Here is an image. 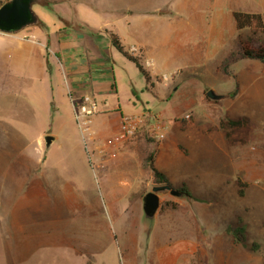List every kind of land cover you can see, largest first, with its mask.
<instances>
[{"label":"rangeland","instance_id":"374dc122","mask_svg":"<svg viewBox=\"0 0 264 264\" xmlns=\"http://www.w3.org/2000/svg\"><path fill=\"white\" fill-rule=\"evenodd\" d=\"M81 1L36 3L33 11L45 24L61 26L65 14L75 21L95 13ZM143 1L150 16L139 34L147 48L135 57L154 58L159 71H149L152 81L157 85L167 76L172 89L163 91L159 83L153 90L136 65L116 52L117 93L105 112L92 117L91 128L98 139L113 131L120 113L149 122L161 117L165 139L149 143L155 167L175 188L185 184L198 201L188 208L187 199L162 197L155 234L154 224L146 234L139 207L154 183L135 175H141L140 153L123 145L126 169L103 170L100 162L108 156L98 149L104 143L85 141L74 110L73 122L58 114L63 101L57 93L55 99L42 91L30 96L0 83V264H264V64L241 59L230 67L231 77L218 72L239 40L252 37L237 28L234 14H262L260 0ZM166 1L183 4L182 15L174 6L167 13ZM172 23L180 29L193 23L194 29L160 44L155 32ZM27 31L38 28L18 33ZM254 46H264V36ZM209 90L229 98L210 101ZM241 116L256 123L255 140L229 145L221 121ZM48 136L56 140L50 148L41 145ZM234 137L251 136L241 131ZM104 171L113 179L133 173V187L119 193L115 183H105ZM231 226L246 228L249 248L233 245L225 232ZM192 231L194 243L188 244ZM253 244L257 251L250 250ZM192 246L194 256L185 255Z\"/></svg>","mask_w":264,"mask_h":264},{"label":"crops","instance_id":"0c3cea01","mask_svg":"<svg viewBox=\"0 0 264 264\" xmlns=\"http://www.w3.org/2000/svg\"><path fill=\"white\" fill-rule=\"evenodd\" d=\"M8 1L10 0H3L4 3ZM47 1L54 3L57 0ZM259 2L261 9H263L262 14H264V0H260ZM38 3H41V0ZM80 3H83V6L93 10L95 13L88 14L87 17L77 15L75 21H69V15L65 14V18H61V22H64L61 26H57L56 24L51 26L39 20L42 25L39 23L35 25L38 28V32L27 31L24 34H6L0 32V83H9L14 93L25 92L30 96L42 91V95L46 94L48 97L51 95V98L55 99V93H57L63 101V109H58L57 112L60 115H62V112L69 114L70 122H73L72 110H74L76 115L77 108L86 97H90L97 103L99 110L97 115L102 114L108 109L110 98L113 97V94L117 93L115 67L117 66V62L121 60L116 55V52L119 51L113 46L111 37L116 36L125 51H130L133 46L138 47L140 51H144L147 45L139 32L144 31L145 22H148L145 18L150 16L146 12H143L145 6L143 0H84ZM173 6L177 7L176 10L180 12L176 15H182L184 7L180 2L166 1L165 7L168 9L166 12L169 13V10H172L171 7ZM159 9L157 7L154 8L152 13H158ZM186 14L191 16L192 19L194 18V15L190 13L187 12ZM162 20L167 19L162 18ZM193 29V23L182 24L181 29L178 24H168L165 30L155 32L158 35V38L155 40L161 44L168 40L169 37L175 36L177 42L178 36L184 34L185 30L189 33ZM148 45L153 46V44ZM147 60L152 62V67H145V62L141 59L144 70L148 73L152 71L158 75L159 65L154 58L148 57ZM2 72L8 74L10 77L4 80V76L1 75ZM159 83L163 86V91L171 90L174 84L170 83L169 79L168 81L162 79V82L159 80ZM159 83L157 82L156 85L151 79L150 84L153 90H155ZM226 96L229 98V95ZM126 116L128 115L120 113V115L115 117L117 124L110 134H100L98 139H96L97 132L91 128L85 136L82 134L83 138L88 143H95L97 141L104 143V147L98 149L100 156H104V153L108 156L100 162V167L103 170L105 167H111L113 170L119 171L125 170L126 161L120 156V149L123 145L133 147L140 153L142 164L141 175H135L143 176L148 182L153 181L150 171H148L144 164L150 154L149 143L161 141L150 138L146 132L147 130H142L135 137L128 140L112 142L120 129L123 117ZM158 118L161 120V117ZM180 127L182 130H185L188 128V125ZM54 141L56 140L54 139ZM45 143H41V145L44 146ZM156 163L157 158L155 159V165ZM127 175L128 178L125 179H113L107 172H103L105 183L108 186L111 183H115L117 187L116 191L119 193L125 192V188L128 186L133 187V173ZM144 196L141 198V205L139 207L142 213H144ZM194 201H198V198L195 196L194 199H188L187 207L191 208L192 204L190 202L194 203ZM191 214L192 216L194 215L193 211H191ZM142 217L143 214H141ZM155 218L156 221L153 223ZM155 218L152 221L147 220L148 224L144 223V232L146 234H149L148 229L153 227L154 224V231L151 236L155 234V228L159 222L156 216ZM188 223L190 225V221ZM227 236L230 237L228 234ZM202 238L206 242L204 237ZM187 240L188 244L194 243V231H192V237L188 236ZM153 243H156L155 239ZM233 245L237 246L234 243ZM192 249L193 246L190 253L186 249L187 253L185 255L192 254L193 257L194 253Z\"/></svg>","mask_w":264,"mask_h":264},{"label":"trees","instance_id":"16d2710c","mask_svg":"<svg viewBox=\"0 0 264 264\" xmlns=\"http://www.w3.org/2000/svg\"><path fill=\"white\" fill-rule=\"evenodd\" d=\"M41 3L44 5H49V1L41 0ZM4 2L0 1V8L4 5ZM234 20L236 22V26L239 30L248 29L252 33V37L249 41L244 42L239 40L238 44L234 52H232L218 68V72L221 74L231 77L232 73L230 71V67L237 61L241 59H250V60H258L264 64V46L256 47L254 46V41L257 36L264 35V14H249V13H242L237 12L234 14ZM40 25L42 23L38 22ZM112 44L120 53H122L129 61L133 62L136 67L140 70V72L144 75L148 83L151 82V76L148 72H146L141 64V59L131 55L128 52H125L124 48L121 46L119 39L116 36L111 37ZM239 88V87H238ZM183 126L188 125V122H180ZM257 126L254 121H252L248 117H237L231 118L227 117L219 126V129L224 133L225 139L229 145H235L238 143H251L255 139L253 137V133L256 130ZM147 129L145 128L144 131ZM214 130V129H211ZM245 132V134L250 135V139L244 138H236L234 135L239 132ZM147 132V131H146ZM155 157L156 155L150 153L148 158L146 159L145 166L148 168L150 173L152 174L153 182L157 185H164V184H171L168 177L158 170L155 167ZM181 190L191 199H194V196L189 191L186 185L181 187ZM241 196H244L243 192H240ZM226 233L232 238L233 243L237 246H243L244 248H249L247 231L244 227H229L226 230ZM259 245L253 244L250 248L251 251H257ZM92 264V263H88Z\"/></svg>","mask_w":264,"mask_h":264},{"label":"water","instance_id":"95a60500","mask_svg":"<svg viewBox=\"0 0 264 264\" xmlns=\"http://www.w3.org/2000/svg\"><path fill=\"white\" fill-rule=\"evenodd\" d=\"M39 0H10L0 8V32L15 34L27 27L38 24L39 19L33 11V5ZM228 96L220 95L215 90L207 92V99L219 102L227 99ZM54 138H45L47 148H50ZM172 196L179 200L190 199L181 189L173 187L171 184L153 185L151 190L144 196L143 211L147 220L152 221L161 206V198Z\"/></svg>","mask_w":264,"mask_h":264},{"label":"built area","instance_id":"2783aa9c","mask_svg":"<svg viewBox=\"0 0 264 264\" xmlns=\"http://www.w3.org/2000/svg\"><path fill=\"white\" fill-rule=\"evenodd\" d=\"M130 54L135 56L140 53L138 47L133 46L130 49ZM145 67H152V62L145 61ZM163 80L168 81V77L164 76ZM98 105L90 97L84 98L79 106V111L76 114V119L81 133L85 136L91 129L92 117L98 114ZM147 129V133L150 138L156 141H163L165 139V126L162 121L155 117L151 122L147 120L146 117L140 116H126L123 117L120 125L119 131L116 133L112 142H122L128 140L129 138L135 137L139 132Z\"/></svg>","mask_w":264,"mask_h":264}]
</instances>
